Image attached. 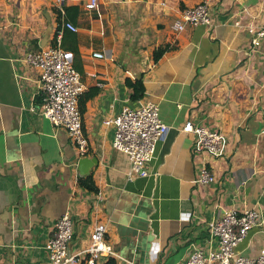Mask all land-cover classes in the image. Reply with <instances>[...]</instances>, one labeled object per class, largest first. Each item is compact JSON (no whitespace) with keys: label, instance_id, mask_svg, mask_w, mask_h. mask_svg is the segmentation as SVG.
I'll use <instances>...</instances> for the list:
<instances>
[{"label":"crops","instance_id":"crops-1","mask_svg":"<svg viewBox=\"0 0 264 264\" xmlns=\"http://www.w3.org/2000/svg\"><path fill=\"white\" fill-rule=\"evenodd\" d=\"M90 1L0 0V264H49L46 246L66 213L72 255L105 224L118 264H183L194 247L216 250L208 224L226 211L256 209L264 220V40L254 48L248 31L264 26V0H213V27L183 32L174 29L181 12L204 0H98L88 10ZM58 38L85 85L86 157L99 161L86 176L97 192L81 187L67 132L42 117L40 72L25 61ZM138 79L145 94L134 101L127 81ZM146 102L159 106L169 131L147 175L130 177L103 122ZM189 121L222 134V156L197 151L183 131ZM204 166L215 183H194ZM262 249L264 224L237 252L254 258Z\"/></svg>","mask_w":264,"mask_h":264},{"label":"built area","instance_id":"built-area-1","mask_svg":"<svg viewBox=\"0 0 264 264\" xmlns=\"http://www.w3.org/2000/svg\"><path fill=\"white\" fill-rule=\"evenodd\" d=\"M66 0H58L64 4ZM213 0H204L195 7L181 12L174 24L177 32H183L188 25L213 27L210 7ZM98 0H91L88 10L97 7ZM67 29L77 32L76 26L65 23ZM252 37V46L260 47L264 40V26L248 27ZM94 58L103 59L104 55L95 53ZM25 61L40 72V90L42 97L41 115L55 127L63 129L76 147L79 157L88 155V141L84 132L83 112L80 99L85 90L81 73L75 68L73 57L57 44L40 51L29 52ZM103 124L113 127V149L125 154L131 163L132 174L147 175L143 169L151 163L157 152L158 143L169 131V126L160 116L159 106L146 102L135 108L124 107L116 117L104 120ZM183 131L192 134L197 151L215 157L222 156L224 140L220 132L203 126H195L189 121ZM216 182L215 174L207 167H202L194 183L206 185ZM264 224L261 211L256 209L240 214L237 211H226L208 224L210 237L218 241L216 250L204 252L193 248L189 259L183 264H264V249L258 257H247L237 248L245 241L248 234ZM107 226L98 224L92 234L90 246L79 255L70 253V245L74 240V224L70 213L64 214L54 225V233L46 250L49 264H78L82 255H87L86 264H118L112 260H122L115 248L107 241ZM127 262L131 264V262Z\"/></svg>","mask_w":264,"mask_h":264},{"label":"trees","instance_id":"trees-1","mask_svg":"<svg viewBox=\"0 0 264 264\" xmlns=\"http://www.w3.org/2000/svg\"><path fill=\"white\" fill-rule=\"evenodd\" d=\"M167 50H168V47H161L160 49H158L154 54L155 61H158L165 54V52ZM127 85L129 88H131L133 90L132 99L134 101H137V100H140L141 98H143V96L145 94V87H144L142 80H139V79L136 81L128 80ZM80 107H81L82 112H84V110H85L84 105H81ZM79 183H80L81 187H83L89 191H92V192H97V188L94 184L92 176H86V177L82 178Z\"/></svg>","mask_w":264,"mask_h":264},{"label":"water","instance_id":"water-1","mask_svg":"<svg viewBox=\"0 0 264 264\" xmlns=\"http://www.w3.org/2000/svg\"><path fill=\"white\" fill-rule=\"evenodd\" d=\"M46 39H48L47 36ZM74 160H77V171L81 176H86L92 168L99 164L97 158L81 157L77 159V157H75Z\"/></svg>","mask_w":264,"mask_h":264}]
</instances>
